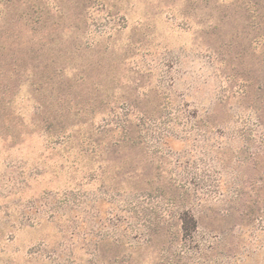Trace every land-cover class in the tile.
<instances>
[{
  "label": "rangeland",
  "instance_id": "374dc122",
  "mask_svg": "<svg viewBox=\"0 0 264 264\" xmlns=\"http://www.w3.org/2000/svg\"><path fill=\"white\" fill-rule=\"evenodd\" d=\"M0 264H264V0H0Z\"/></svg>",
  "mask_w": 264,
  "mask_h": 264
},
{
  "label": "trees",
  "instance_id": "16d2710c",
  "mask_svg": "<svg viewBox=\"0 0 264 264\" xmlns=\"http://www.w3.org/2000/svg\"><path fill=\"white\" fill-rule=\"evenodd\" d=\"M181 228L186 237H191L196 229V221L189 211H184L180 215Z\"/></svg>",
  "mask_w": 264,
  "mask_h": 264
}]
</instances>
